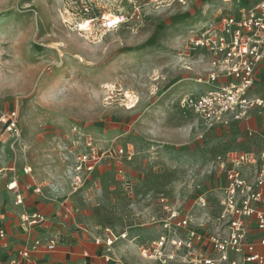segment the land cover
<instances>
[{
	"label": "rangeland",
	"instance_id": "1",
	"mask_svg": "<svg viewBox=\"0 0 264 264\" xmlns=\"http://www.w3.org/2000/svg\"><path fill=\"white\" fill-rule=\"evenodd\" d=\"M71 2L0 0V117L16 108L21 129L14 138L0 125V226L19 228L7 190L14 178L31 195L38 185L35 197L49 211L62 202L71 209L70 219L54 221L57 249L41 264L56 257V264H98L90 256L92 236L105 227L148 245L161 228V200L184 210L192 227L216 231L224 177L217 157L245 150L247 140L241 132L207 129L177 102L205 89L194 81L205 59L191 39L226 15L230 3L142 5L138 18L116 29L77 33ZM132 6L98 0L96 13ZM253 89L264 101V70ZM261 113L256 120L263 125ZM73 128L94 139L103 155L78 187L70 185L64 156L79 140ZM118 249L124 264L140 263L135 247Z\"/></svg>",
	"mask_w": 264,
	"mask_h": 264
},
{
	"label": "built area",
	"instance_id": "2",
	"mask_svg": "<svg viewBox=\"0 0 264 264\" xmlns=\"http://www.w3.org/2000/svg\"><path fill=\"white\" fill-rule=\"evenodd\" d=\"M129 12L96 13L98 0H72L70 25L77 33L113 30L141 15L143 6H186L189 0H129ZM143 5V6H142ZM194 49L207 56L208 68L194 81L204 84L197 94L182 96L177 105L183 112L195 115L207 129L235 130L244 127L246 139H259L257 151L231 149L217 157V165L224 174L220 195L219 228L205 232L192 227L187 214L180 207H172L161 200L164 216L161 233L148 245L138 247L141 258L157 264H264V131L247 126L254 111L261 112L264 101L252 93L259 68L264 63V0H257L238 16L227 15L209 24L191 39ZM3 131L14 138L21 136L16 108L0 117ZM72 148L64 153L70 163L68 180L80 186L87 175L101 163L103 155L94 139L80 133ZM81 142V143H80ZM119 155H125L118 149ZM129 155V154H128ZM30 173V168L23 170ZM14 193L15 205H23V196L15 180L7 184ZM40 192L39 188L35 189ZM204 205V202H202ZM19 220L28 231L45 223L39 212H21ZM102 243L109 252L115 241L126 239L127 233L105 230ZM4 232L0 231V239ZM56 250L54 239L33 240L18 252V258L0 264H28L34 254L49 255Z\"/></svg>",
	"mask_w": 264,
	"mask_h": 264
},
{
	"label": "crops",
	"instance_id": "3",
	"mask_svg": "<svg viewBox=\"0 0 264 264\" xmlns=\"http://www.w3.org/2000/svg\"><path fill=\"white\" fill-rule=\"evenodd\" d=\"M224 1L229 2L230 0H224ZM239 1H241V2H239ZM256 1L257 0H247V1L237 0L236 3H233L231 1V2H229L230 4H229V7L227 8V13L224 16H227V15L238 16L239 12L241 10L249 8ZM231 4H236L237 7L232 8ZM176 6H179V5H176ZM201 52L203 53V56L205 59V62H204V66H205L204 74H205V72L208 68L207 56L203 51H201ZM261 70H264V63L259 68L258 73ZM258 73H257V76H258ZM253 88H254V86H253ZM253 88H252L253 95L258 97L254 93ZM258 98H260V97H258ZM261 112H262V110H261ZM261 112H257V111L252 112L251 119L247 123V126L252 128V129H255L252 127V124L257 123L256 124V127H257L256 130L260 133L264 131V124L262 125L261 120L260 119L256 120V118H258L259 115L262 114ZM224 130H226V129H224ZM227 131H230L233 133L234 132H238V133L241 132L244 134V127H240V128L235 129V130H227ZM246 140H247V142L245 144L246 149L243 151H250V150L257 151L261 146V141L259 139H252V140L246 139ZM237 150H240V149H237ZM88 176L89 175H87V177ZM14 180H15V183L17 185L18 191L23 196V205L22 206L15 205L14 193L9 192L11 195L12 213H13V215H15V217L17 219L19 228H15V231H13V230H10L4 224L0 226V231L4 232V238L0 239V260L3 262L18 258V252L24 246H29L33 240H40L42 242H45L47 240L54 239L56 242V249H57V238L53 235V230H55V228H56L54 221L58 220L60 222H64V220L70 219L72 216L71 215V209L66 202H62L61 204H59V206L56 208L55 211H49V208L44 206L42 204L43 202H41V200H39L38 198L35 197V196L39 195V193L41 192V189L38 185H36V187L34 188L35 195H31V194H28L25 190H23V188L19 185V182L17 181V179L13 178L7 184L12 183ZM70 185H71V182H70ZM36 188L40 189L39 193L35 192ZM23 211H26L29 213L39 212L40 214H42L45 217L46 221L43 225L38 226V227H34L30 231H28L24 228V226H22V224L19 220V216H20L21 212H23ZM106 229H110L113 232H115L116 234L126 232L125 230H116V229H113L110 227H105V228L99 230V232H96L95 234H93V236H92L93 242L92 243H93L95 249L92 253H90V256L95 258L96 260H99L100 262L98 264H124L122 259L125 256V252H122V251L119 252L118 248L120 247V245H125V247H129V246L135 247L139 258L141 259L140 260L141 264H157L153 261H149V260H145V259L141 258V256L139 255V252H138L139 246H137L133 243L132 240L135 239L133 236H132L133 239L130 240L131 236H129L128 232H126L127 238L126 239H118L117 241H115L111 247V250L108 252L106 250V247L104 246V244H102V243L97 244L96 243L97 240L103 242L102 240H104L106 237V235H105ZM44 230H46V231H44ZM161 231H162V229L159 228L158 233H161ZM84 253L87 255L86 250H84ZM48 258H49L48 255L34 254L31 257V262L28 264H41L40 260L48 259ZM59 260L60 259L58 257L54 258L53 264H56ZM140 263L129 262L127 264H140Z\"/></svg>",
	"mask_w": 264,
	"mask_h": 264
},
{
	"label": "bare ground",
	"instance_id": "4",
	"mask_svg": "<svg viewBox=\"0 0 264 264\" xmlns=\"http://www.w3.org/2000/svg\"><path fill=\"white\" fill-rule=\"evenodd\" d=\"M66 22H67V20H65ZM132 106L130 105V107L129 108H131Z\"/></svg>",
	"mask_w": 264,
	"mask_h": 264
}]
</instances>
